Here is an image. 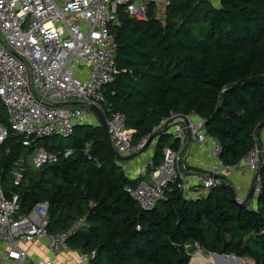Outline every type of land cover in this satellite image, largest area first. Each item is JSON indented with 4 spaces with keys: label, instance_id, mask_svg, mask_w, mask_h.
Returning <instances> with one entry per match:
<instances>
[{
    "label": "trees",
    "instance_id": "1",
    "mask_svg": "<svg viewBox=\"0 0 264 264\" xmlns=\"http://www.w3.org/2000/svg\"><path fill=\"white\" fill-rule=\"evenodd\" d=\"M156 3L147 1L145 21L121 11L112 27L115 72L103 89L105 101L124 115L133 143L157 136L154 167L165 146L179 149L177 139L154 127L173 113L190 112L219 141L220 160L235 165L254 146V130L264 121V0H167L162 18ZM0 103V122L8 127ZM8 129L0 143L4 194L18 195L23 215L47 200L52 233L85 217L67 242L80 252L95 250L90 264H189L195 245L264 264V160L255 206L238 204L232 183L220 175L221 184L198 197L186 198L170 184L145 210L125 189L141 177L126 175L99 122L77 124L68 144L54 134L24 145L22 134ZM40 147L72 153L34 168L30 157ZM20 159L22 177L16 180Z\"/></svg>",
    "mask_w": 264,
    "mask_h": 264
},
{
    "label": "built area",
    "instance_id": "2",
    "mask_svg": "<svg viewBox=\"0 0 264 264\" xmlns=\"http://www.w3.org/2000/svg\"><path fill=\"white\" fill-rule=\"evenodd\" d=\"M147 1L0 0V100L7 110L8 127L22 134L24 145L54 134L70 136L77 124L91 122L89 113L97 119L89 109L94 105L102 112L111 145L120 157L135 156L146 149L152 135L133 143L132 130L126 126L124 115L109 107L103 89L115 72L117 43L111 29L119 23L121 11L137 21H145ZM71 101L79 104L69 105ZM8 127L0 122V143L8 135ZM165 130L179 141V149L186 133L203 144L213 164L206 172L190 174L181 164L179 149L175 151L165 146L160 164L154 167L152 159L148 160L137 184L125 187L145 210L163 198L170 184L186 198L202 196L221 184L223 173H254L264 160V145L256 140L237 164H224L219 158V141L206 131L204 119L194 112L173 113L162 119L153 132ZM71 153L70 148L53 152L40 147L31 155L30 162L34 168H39ZM22 162L20 159L16 166ZM21 177L19 166L15 168V179ZM259 191L258 176L252 199L257 198ZM18 209V195L7 197L0 178L3 262L22 263L29 257L28 247L38 239L46 241L53 256L68 250V237L85 220L81 216L69 229L52 233L47 230V200L37 202L25 215L19 214ZM192 253L189 264L194 259ZM94 255L95 250L79 251V259L87 264ZM29 264L54 263L47 258L31 259Z\"/></svg>",
    "mask_w": 264,
    "mask_h": 264
},
{
    "label": "crops",
    "instance_id": "3",
    "mask_svg": "<svg viewBox=\"0 0 264 264\" xmlns=\"http://www.w3.org/2000/svg\"><path fill=\"white\" fill-rule=\"evenodd\" d=\"M157 1V0H156ZM167 0H163V3L156 5V16L158 18L163 17L164 6ZM92 123L98 122L97 119L90 117ZM173 137V136H172ZM174 138V137H173ZM257 138L259 143L264 145V127L259 129L257 133ZM152 139V140H151ZM149 140V143L140 154L135 156L122 157L121 165L130 179H136L141 177V171L143 170L145 164L148 160L152 159L154 144L157 140V136H152ZM172 139V138H171ZM181 164L190 174L199 173L201 171H208L211 165L213 164L212 157L209 155L208 150L204 147L203 144L191 138L186 133V138L179 149ZM136 157V159H133ZM253 174L251 172H227L223 173L231 183L235 190L236 196L239 199H244L249 191V188L252 183ZM193 178H190V181ZM252 206L256 205V199H250L248 201ZM4 247L0 244V262L1 264H29L31 259H47L51 258L54 264H87L82 262L79 259V250L70 247L68 250L59 253L56 256H53L47 249L46 241L44 239H38L32 245L28 247L29 257L25 259L22 263L8 262L2 260L4 253Z\"/></svg>",
    "mask_w": 264,
    "mask_h": 264
},
{
    "label": "rangeland",
    "instance_id": "4",
    "mask_svg": "<svg viewBox=\"0 0 264 264\" xmlns=\"http://www.w3.org/2000/svg\"><path fill=\"white\" fill-rule=\"evenodd\" d=\"M136 2H140V0H136ZM160 3H163V0H157L156 5L157 4L160 5ZM1 106L2 104L0 103V107ZM89 115L91 118L95 119L92 113H89ZM89 123H92V122H89ZM69 141H70V138L68 137L67 138H64L61 136L57 137V142H61L62 144H68ZM133 159H136V157H133ZM192 251H193L192 257H194V259L191 264H254V262L251 259L246 258V257H239L235 255H234L235 257H230V255L232 254L223 255L218 258H215L212 254L204 252L202 248L200 247L198 248L197 246ZM210 256H212V260L209 259Z\"/></svg>",
    "mask_w": 264,
    "mask_h": 264
},
{
    "label": "water",
    "instance_id": "5",
    "mask_svg": "<svg viewBox=\"0 0 264 264\" xmlns=\"http://www.w3.org/2000/svg\"><path fill=\"white\" fill-rule=\"evenodd\" d=\"M69 105H78L79 103L76 102V101H71L68 103ZM55 105H60L58 103H56ZM89 109L95 114L98 122H99V125L103 128L104 130V133H105V137L107 139V141L111 144V141H110V137H109V134H108V131H107V127H106V123H105V119H104V116L102 114V112L100 111V109L97 107V106H90ZM264 123L261 122L259 123L255 130H254V138L257 140V133H258V130L261 126V124ZM115 153L117 154V152L115 151ZM118 157H120L118 154H117ZM122 158V157H121ZM201 172H206V171H201ZM259 175V168L254 172L253 174V179H252V183H251V186L249 188V191L246 195V197L244 199H239L237 198L236 196V193H235V190L234 188H231V195H232V198L240 205L242 206H245L247 204V202L251 199L252 197V193H253V187H254V182H255V179L258 177ZM212 255L216 258L220 257V256H223V255H220V254H216V253H212ZM230 257H235L234 255H230ZM240 259V258H238Z\"/></svg>",
    "mask_w": 264,
    "mask_h": 264
},
{
    "label": "bare ground",
    "instance_id": "6",
    "mask_svg": "<svg viewBox=\"0 0 264 264\" xmlns=\"http://www.w3.org/2000/svg\"><path fill=\"white\" fill-rule=\"evenodd\" d=\"M199 259V258H198ZM210 260H212V256L209 257Z\"/></svg>",
    "mask_w": 264,
    "mask_h": 264
}]
</instances>
